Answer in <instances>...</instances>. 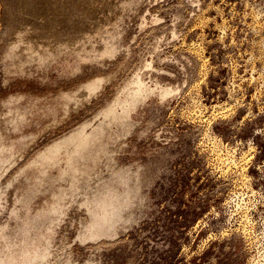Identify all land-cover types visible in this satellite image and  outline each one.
<instances>
[{
  "label": "rangeland",
  "instance_id": "1",
  "mask_svg": "<svg viewBox=\"0 0 264 264\" xmlns=\"http://www.w3.org/2000/svg\"><path fill=\"white\" fill-rule=\"evenodd\" d=\"M60 2L0 0V256L264 264V0ZM21 26L83 47L18 62Z\"/></svg>",
  "mask_w": 264,
  "mask_h": 264
},
{
  "label": "bare ground",
  "instance_id": "2",
  "mask_svg": "<svg viewBox=\"0 0 264 264\" xmlns=\"http://www.w3.org/2000/svg\"><path fill=\"white\" fill-rule=\"evenodd\" d=\"M60 1H61L60 3H62V2H65L66 0H60ZM81 1H82V4L73 5L71 12L74 14V18L72 19V21H67L68 23H72L73 27H75V23H77L79 19L85 18V17L83 18V16H81L79 13V9L82 10L83 5L85 4L84 0H81ZM95 1H97V0H95ZM35 4H38V2ZM57 4H58V2H57ZM54 9H55L54 10L55 13L61 14L58 7H54ZM34 11H35V8H32V12H34ZM19 12H22V11L19 10ZM21 15H19V16H21ZM71 18H72V16H71ZM72 24H70L68 26V28L72 27ZM40 25L46 27L45 24H40ZM65 25H66V23L64 20L55 23V27H57V28L63 27ZM49 26H50V23H47L48 29H50ZM41 31L42 30H38V31L31 30L30 28H25L23 26L18 27L14 31V33L12 34V36L10 37V40H9V42H10V55L12 57H14V59L16 61L21 62V61H26V60H30V59L31 60L37 59V58H40L43 56L45 57L47 54H52V55L55 53L58 55L61 53L63 54L66 50H69L72 53V51L75 52L76 50H79L81 47H83V39H82V37H79L78 34L76 35V38H75L76 41L74 42V46H72V44L70 45L68 43V41L58 40L57 42H55V41H53V39H46V36L41 34ZM103 53L111 54L112 48L106 47L103 50ZM55 55L53 57H55ZM62 56H64V55H62ZM50 57H52V56H50ZM60 58H61V56H60ZM56 59H57V55H56ZM39 60H41L42 63H43V61L44 62L47 61L46 59H39ZM41 62H40V64H42ZM136 80H140V78H138V74H136ZM100 83H101V81L95 80V81L87 83V85L84 88L86 89L87 93L89 94L92 91H94L100 85ZM134 84H136V82H132V86H134ZM144 88H148V86L147 85L144 86V84H142V90H144ZM150 90H152V89L150 88ZM134 92H136V90H134ZM168 94H170V90H168ZM69 98H70V96L66 94L65 96L60 97V101L63 102L65 100H68ZM54 100L56 101V98ZM60 101L58 102V104H60ZM47 106H49V105H47ZM51 107H53V106H51ZM46 109L47 110L49 109V112L51 111L50 110L51 108L46 107ZM46 112L48 113V111H46ZM22 118L23 117L21 116V119ZM85 142H86L85 137L80 136L77 139L76 148L82 147V145ZM19 145H20V142H16V143H12L8 146H2L0 148V162L8 161L10 156H12V154L16 151L17 146H19ZM64 157H65L64 147L61 146V144H54L49 149V152L44 156V161L48 162V161H55L57 159L61 160ZM40 164H38L34 167L38 169ZM98 218H100V217H98ZM47 235H48V232H45V234L41 235V238L39 240H36V241H28L26 239L25 240L22 239L23 240V241L21 240L22 245L20 248H18L17 252H12L13 254L6 255L5 257L0 256V264H27L33 258V256L38 253V249L41 247V245L43 243L42 239L46 238ZM1 236L5 237V236H3V234H0V237Z\"/></svg>",
  "mask_w": 264,
  "mask_h": 264
}]
</instances>
